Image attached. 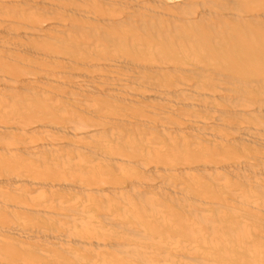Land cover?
<instances>
[{
  "label": "bare ground",
  "instance_id": "6f19581e",
  "mask_svg": "<svg viewBox=\"0 0 264 264\" xmlns=\"http://www.w3.org/2000/svg\"><path fill=\"white\" fill-rule=\"evenodd\" d=\"M0 264H264V0H0Z\"/></svg>",
  "mask_w": 264,
  "mask_h": 264
}]
</instances>
